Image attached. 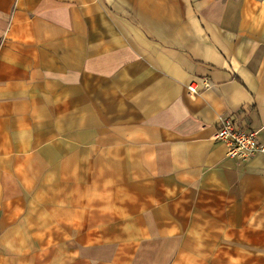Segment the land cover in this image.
<instances>
[{"label":"crops","instance_id":"crops-1","mask_svg":"<svg viewBox=\"0 0 264 264\" xmlns=\"http://www.w3.org/2000/svg\"><path fill=\"white\" fill-rule=\"evenodd\" d=\"M224 116L264 143V0H0V264H264Z\"/></svg>","mask_w":264,"mask_h":264},{"label":"built area","instance_id":"built-area-1","mask_svg":"<svg viewBox=\"0 0 264 264\" xmlns=\"http://www.w3.org/2000/svg\"><path fill=\"white\" fill-rule=\"evenodd\" d=\"M188 89L195 91L193 86ZM214 139L226 146V155L236 160H247L257 153H264V143L258 137V130L242 127L231 116L218 120Z\"/></svg>","mask_w":264,"mask_h":264}]
</instances>
